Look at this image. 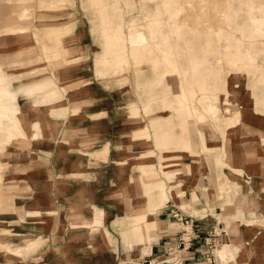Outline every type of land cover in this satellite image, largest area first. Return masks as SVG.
<instances>
[{"label": "crops", "instance_id": "crops-1", "mask_svg": "<svg viewBox=\"0 0 264 264\" xmlns=\"http://www.w3.org/2000/svg\"><path fill=\"white\" fill-rule=\"evenodd\" d=\"M149 1L155 5H141L143 23L132 19L127 32L122 12L117 17L136 70L133 92L149 119L140 116L141 106L134 95L125 94L126 86L116 81L106 86L96 79L100 53L95 57L92 29L80 20L60 23L73 27L63 38L67 56L51 61L48 74L36 79L52 78L60 98L36 105L42 95L24 100L19 94L18 118L25 138L11 139L0 152V215L19 222L12 232L20 241L12 247L24 253L31 236L42 239L36 252L71 254L77 252L72 236L100 234L116 239L114 246L98 250L107 258L116 253L113 264H206L202 243L214 230L215 264H264V116L258 115L259 108L264 109V70L256 64V56L264 55V0ZM200 19L204 23L199 28L211 36L193 30ZM29 43L11 49L0 43L2 67L14 68L18 62L17 71L30 74L27 63L40 54ZM241 72L250 77L258 111L250 112L245 104L243 111L225 109L235 118L227 117L221 114V94L229 96ZM20 86L13 84V90ZM167 110L171 114H162ZM206 113L220 122L222 133L205 136ZM140 134L167 155L162 161L179 165L160 179L148 177L147 182H161L152 191L137 160L140 155L151 157L150 148L139 143ZM197 163V171L187 177L193 172L191 164ZM225 177L228 185L220 186ZM234 185L240 190L236 196L225 191L221 196V189ZM173 206L196 220L200 237L190 251L180 254L169 251L178 235L170 215ZM94 222L102 226L93 234L89 226ZM132 252L137 255L128 260Z\"/></svg>", "mask_w": 264, "mask_h": 264}, {"label": "rangeland", "instance_id": "rangeland-1", "mask_svg": "<svg viewBox=\"0 0 264 264\" xmlns=\"http://www.w3.org/2000/svg\"><path fill=\"white\" fill-rule=\"evenodd\" d=\"M24 1L26 0H0V43L4 48L11 49L20 47L19 45H21L23 42H26L27 40L30 41V43L35 44V47H38L37 49L39 50L40 55L38 56L39 58L37 60L27 63L30 67H32L29 68L30 74L19 73L17 71L19 70V66L17 65L18 62H13L12 65L14 66V68L4 66L2 67V63L0 60V87H6L8 86V83L11 82V80H15L14 82H12V85L15 83L21 85L27 84L26 87L32 86L33 88L38 89H42L43 87L47 90H52V92L45 95L44 100L46 103L57 101L60 98V95L53 79L49 77H43L45 78L43 80L36 79L38 76H46L48 74L49 67L52 66L55 58H58L56 59V62H60V58L63 59L67 56H65L64 54L63 57L58 56L54 58L51 54V42L56 37V35H61L65 32L70 33L73 30V27H63L60 23L80 20L81 23L84 24L85 22L86 26L92 29L91 36L93 38V42L95 43L92 50L95 54V57L97 53H100L95 61L96 71L98 74V77L96 79H99L106 86L107 83L109 85V83L115 81L119 82L120 86H126L125 90L127 92L125 91V94L128 95V93H130L131 95H134L136 101H138L141 106L140 116L147 117V119H149L143 111V104L141 102L142 100L140 99L139 94L137 92H133V87L136 88V70L132 65V60L128 59V49L125 44L124 34L122 30L117 26V17L120 15L119 12H122V16L125 21V32H127L132 19L135 18L137 20V23H143V14L140 11L141 5L145 4L147 5V7H153L155 5L154 2L149 0H27L30 2V5H25L22 4ZM133 3L134 6H132V11H130V9H128V6ZM70 11L73 12L71 13V15ZM203 23L204 21L202 19L198 20L193 30L198 31L203 35L206 34L205 36L207 37L211 36L208 31L199 28V26ZM32 36L34 43L32 41ZM114 37L123 38V46L125 48L124 52L121 50L120 53L118 47L119 44L110 52L107 51L106 41L109 38ZM30 43L29 45H31ZM31 52L33 51L31 50L29 53ZM100 61L107 62L100 64ZM65 63L66 62H64V64ZM256 64L262 65V68L264 70V55L259 54L258 56H256ZM143 68L148 69L149 67L144 66ZM13 72H15V74H12ZM146 72L149 73L150 71L148 70ZM119 73H122L123 75L121 77H112V75L117 76V74ZM233 77L234 75L230 77V80L234 79ZM236 77H238L237 79L239 80H236V82H234V84L230 86L229 96L225 98V94H221V103L219 104L221 107V114L227 115V117L233 116H230V113L226 112L225 109H230L231 113L235 110L243 111V106L245 104H248L250 112L252 111V108L255 112L258 111L254 105V100H252L251 98L252 91L249 87L250 77L244 72L239 73ZM171 78L172 77H170V80H168V82L170 83V81H173L175 89L177 90V82H175V80H172ZM225 99H228L229 103L226 104V102H224ZM6 102L7 101L2 103L0 101V114H7L8 117L10 116V118L17 120V112L12 113L10 109L4 107L6 105ZM259 109L261 110V113L264 110L261 108ZM261 113L258 115L264 116V114ZM162 114L169 115L171 113L167 110ZM238 115L239 113L237 114V116ZM219 123L220 122H218L216 118H213L211 114L206 113L204 128L205 136L208 137V135H211L212 133H222V129L218 127ZM3 125L5 126V123ZM142 127L148 128L150 126L143 124ZM261 127H264V125H261ZM262 131L264 133V128H262ZM192 133L194 134L195 131H193ZM14 136V132L10 131L7 132V134L5 133L4 138H0V152L5 148V146L11 141ZM148 143L150 145L149 150L151 157L146 156L145 158H142L144 156L140 155V157H138L137 159L139 160L141 172L144 168L151 167L150 170H148L149 172H146V174H148L147 176L153 178L157 177V179H160L161 177H163L164 171H170L179 168V165L176 166L174 163L173 164L175 166L172 165V163L163 164L162 160L167 155L156 146L155 142L151 143L150 141H148ZM141 152H143V148ZM207 153H209V151L206 150L205 155ZM222 154L226 159L225 153L222 152ZM190 155L193 154L190 153ZM217 159L221 160V157H217ZM1 163L2 160L0 158V174H2L3 171V165ZM165 165L168 167V169ZM224 166H227V164H225ZM191 167L193 169V172H190L187 177H190V175L194 174L199 168V165L198 163L191 164ZM234 174H236L237 176H241L243 172L235 171ZM219 183L221 184L220 186L228 185L227 183H229V179L225 177L223 180L219 181ZM224 191L236 196L238 194V191L240 190H238L237 185H234L233 188H228L226 190L221 189V196H223ZM2 195L3 192L0 187V197H2ZM168 199L169 198L166 197V201ZM166 201L158 208L164 207ZM1 203L2 201L0 199V213L1 211H3V209H1ZM16 224H19V222H10L8 220H5L4 216L0 215V264H19L20 261H22L23 264H102L105 262L113 264L114 259L117 256L116 253H109V257L107 258L106 254H100L98 250L101 248V245L104 246L108 244L109 246H114V242H116V239L114 237L108 235L102 236L100 234L88 237L72 236L71 239L74 241V245L77 246V252L71 254L68 252L59 251L50 253L36 252V250L43 245L42 239L40 238L29 245L24 250V253H21L20 251L14 249L15 247H12L14 243L20 241V236L14 235V232H12V225ZM93 224L94 225L92 227H89L90 231L92 230L91 233L93 232L94 234L96 231H99L100 226H102V222H94ZM28 239H34V237L30 236ZM86 248H88L87 252L84 251ZM128 248L133 250L131 245ZM134 249H140V247H135ZM136 255L137 253L132 252L127 256V258L128 260H130L131 258H133V256ZM221 256L222 258H224V252H221Z\"/></svg>", "mask_w": 264, "mask_h": 264}, {"label": "bare ground", "instance_id": "bare-ground-1", "mask_svg": "<svg viewBox=\"0 0 264 264\" xmlns=\"http://www.w3.org/2000/svg\"><path fill=\"white\" fill-rule=\"evenodd\" d=\"M22 3V2H21ZM30 2L29 1H24L22 4H25V5H30L29 4ZM68 34H70V33H63V34H61V35H56V37L52 40V42H51V45H52V47H51V54L53 55V57L55 58V57H58V56H64V54H65V52H66V50L65 49H62V44H63V38H64V36H66V35H68ZM106 48H107V51L108 52H110L114 47H117V45H118V47H119V50H120V53H121V50L124 52L125 51V48H124V46H123V38L122 37H114V38H109L107 41H106ZM59 47H60V49H59ZM135 51L136 52H147V51H145V50H142V49H139V48H136L135 49ZM68 55H69V53H67ZM51 55V56H52ZM65 56H66V54H65ZM56 59H58V58H55V60ZM61 59V58H60ZM107 61H100V64H102V63H106ZM68 63V62H67ZM70 63V62H69ZM99 64V65H100ZM15 80H11V82H9L8 83V86H6V87H0V101L2 102V103H4L5 101H7L6 102V105L4 106V107H6V108H8V109H10V111L12 112V113H14V112H17V120H14L13 118H10V116L8 117V115L7 114H0V138H4V135H5V133L7 134V132H14V137L13 138H16L17 136H23L25 133H23V129H22V126H21V124H20V122H19V118H18V114H19V108H18V104H17V102H18V98H19V94H22V96L24 97V100L25 99H30V98H35V96H41L42 98L40 99L41 100V103H39V104H37L36 103V105H43L44 103L45 104H47L46 102H45V100H44V97H45V95L46 94H48V93H50V92H52V90H47V89H45V88H43L42 87V89H38V88H33L32 86H28V87H26V85L27 84H22L21 86H20V88H19V91H14L13 90V85H12V82H14ZM147 84H149V80L147 81V83H146V85ZM37 98V97H36ZM39 100V101H40ZM44 104V105H45ZM35 105V106H36ZM78 111V110H77ZM55 112V111H54ZM57 114H58V112H56ZM54 115V114H53ZM105 115V114H104ZM56 116V115H55ZM59 116V115H58ZM8 118V119H7ZM5 123V126L3 125ZM33 125H35V128H38V125L39 124H33ZM34 128V129H35ZM191 128V132H193L194 130H193V127L191 126L190 127ZM39 129V128H38ZM144 134V133H143ZM143 134H140L139 136L141 137L140 138V141H139V143L141 144V146L142 147H145V149H148V148H150V145H149V143H148V141H146L145 140V138H144V135ZM24 137V136H23ZM23 137H21V138H23ZM12 138V139H13ZM25 138V137H24ZM68 143V142H67ZM204 143L206 144L207 143V140H204ZM191 145H192V141H191ZM149 156V155H148ZM27 157V156H26ZM163 162V164H169V163H172L173 161H170V160H168V161H166V160H164V161H162ZM176 166H177V164L176 163H174ZM173 163H172V165H174ZM174 165V166H175ZM166 166V165H165ZM1 167V166H0ZM167 167V166H166ZM149 168V169H148ZM150 168L151 167H147V168H145V171L146 172H149L148 170H150ZM167 169H168V167H167ZM174 170V169H173ZM173 170H170V171H173ZM148 174H146L145 173V178H144V182L146 183V185H147V189L148 190H150V191H152L154 188H155V186H156V184L157 183H159V184H161V182L160 181H154V182H147L146 180H147V178H148V176H147ZM2 182H3V177H2V174H0V187H1V184H2ZM3 192V191H2ZM129 191H128V189H126V193H128ZM130 194H131V191L129 192ZM127 195H129V194H127ZM0 199H1V201H2V203L1 204H3L4 203V200L2 199V197H0ZM34 215H37L38 213H33ZM100 220V217H98V216H96V220H95V222L97 221H99ZM144 234V233H143ZM37 239L38 238H36V239H32V240H29L28 242H27V244H26V246L24 247V249L23 250H25L29 245H31L32 243H34L35 241H37ZM9 243V242H8ZM10 244V243H9ZM11 245V244H10ZM14 249H16V250H18V251H20L18 248H14ZM13 250V249H12ZM9 253H11V252H9Z\"/></svg>", "mask_w": 264, "mask_h": 264}, {"label": "built area", "instance_id": "built-area-1", "mask_svg": "<svg viewBox=\"0 0 264 264\" xmlns=\"http://www.w3.org/2000/svg\"><path fill=\"white\" fill-rule=\"evenodd\" d=\"M170 215L178 226V235L174 244L169 248L170 252L178 253L190 251L200 240L199 232L196 229V220L185 214L183 209L173 206ZM209 238L203 239L202 260L206 264H215V251L218 247L217 234L215 231L207 232Z\"/></svg>", "mask_w": 264, "mask_h": 264}]
</instances>
